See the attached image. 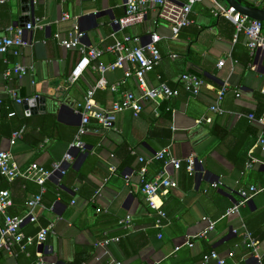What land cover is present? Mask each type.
Wrapping results in <instances>:
<instances>
[{
	"label": "crops",
	"instance_id": "1",
	"mask_svg": "<svg viewBox=\"0 0 264 264\" xmlns=\"http://www.w3.org/2000/svg\"><path fill=\"white\" fill-rule=\"evenodd\" d=\"M2 1L0 38L20 15H26L19 12L20 0ZM36 1L35 18L42 19L44 28L26 32L25 40L29 44L19 49L18 55L13 49L0 54V150L9 151L22 171L34 163L51 170L54 163L65 158L81 124L76 106L84 103L90 86L101 78L89 66L74 85L68 86L69 77L82 61L77 50H67L59 42L68 39L77 24L83 34L82 45L103 51L99 63H113L116 56L109 51L113 44L111 34L119 30L113 23L125 15L127 3V0ZM170 1L185 4L189 0ZM217 1L228 6L225 0ZM241 1L245 6L264 10V0ZM214 10L210 0L196 3L190 16L193 24L174 38L170 26L160 20L159 8L150 2L143 23L117 33L120 39L132 35L145 43L152 33L159 34L162 61L148 74V83L151 87L166 83L178 89L180 95L163 102L157 118L154 117L156 106L147 101L138 117L132 111L118 113L110 129L91 121L90 127L100 132L84 137L87 156L80 159L79 167H74L82 154L75 152L74 161L66 166L62 179H48L41 205L35 210L38 221H27L22 227L26 235H36L41 227L53 224L54 233L43 252L45 264L81 263L86 258L85 264L117 261L205 264L203 257L211 251L226 257L229 264H264V194L241 208L239 214L224 217L238 202L240 189L264 186V146L258 144L264 128L258 120L248 117L250 113L257 115L264 107V53L252 55L245 36L240 33L235 40V26L215 17ZM65 14L71 19L63 21ZM221 61L225 63L219 67ZM16 65L28 68V73L22 78L13 74L6 79L4 73L13 71ZM184 73H194L204 80L198 95L183 89L179 76ZM124 74V69L106 73L108 86L95 94L99 106L111 108L127 92L140 96L133 79L122 84ZM118 83V89H113ZM226 85L229 90L221 104L224 113H215L211 108ZM12 92L21 98L45 97L48 108L28 116ZM56 94L63 95V100L70 103L60 115L51 105V97ZM9 109L17 115L9 116ZM47 113L53 114L57 121L55 125H45L51 136L31 147L35 141L31 135L40 134L37 126L40 117ZM22 117L30 118L25 129L31 135L24 139L22 134L11 145L13 131ZM209 118L211 122L206 121ZM166 147L176 159L194 157L196 167L193 174L186 171L185 165L179 170L167 169L178 187L162 197L168 220L159 229L155 226L156 214L142 192L140 169L145 167L146 178L152 180L163 170V165L161 162L145 165L139 159H150ZM215 182H222L223 186L215 189L212 186ZM3 189L10 191L13 201L9 214L17 217L27 215V202L41 190L33 180L19 177L8 181L0 176V191ZM205 218L216 222L214 230L193 239L194 247L189 248L185 245L187 239L207 231L209 223ZM121 221L128 223L122 225ZM127 224L131 227L127 228ZM247 232L258 241L256 253L247 247ZM114 238H120L119 242L113 241ZM106 241L109 243L104 244ZM36 250L34 246L29 248L31 256L21 253L18 247L14 253L1 251L0 262L35 264Z\"/></svg>",
	"mask_w": 264,
	"mask_h": 264
},
{
	"label": "built area",
	"instance_id": "2",
	"mask_svg": "<svg viewBox=\"0 0 264 264\" xmlns=\"http://www.w3.org/2000/svg\"><path fill=\"white\" fill-rule=\"evenodd\" d=\"M6 0H3L4 3ZM203 0H189L185 4H179L170 0H127L125 15L116 20L113 23L115 30L111 36L113 44L109 47V51L115 54L116 59L109 65L99 63V59L103 55V51L95 47H86L82 45L83 34L77 24L73 26L72 31L69 34L68 39L61 40L59 45L67 50H77L81 57V65L73 70L71 76L68 79V86H72L81 78L87 67L98 71L101 75L100 80L91 85L84 103H80L76 106V112L81 114V124L75 134L73 142L70 144L69 153L66 154L65 158L61 162L53 164L51 170L40 167L37 163L32 164L26 171H22L19 165L14 161L13 155L7 150H0V176L4 177L8 181H14L15 179L22 177L35 181L40 186V193L33 199L27 202L28 212L24 217H17L9 214L8 209L13 206L11 193L7 189L0 191V252L6 251L7 253H14L16 247L21 253L31 256L29 248L34 246L36 250V262L35 264H45L43 259V252L47 250L46 243L53 231V224L45 227H41L36 235H26L22 231L24 224L29 221L36 223L38 221L35 210L41 205L42 196L45 192V183L54 176L56 173H60L62 176L66 174V166L74 161V153H85L87 150L86 142L84 137L92 132L99 133L100 130H93L90 127L92 120H95L103 129H110L114 127L116 115L124 111H132L133 114L138 117L143 111L144 102H152L156 108L154 111V117L160 116L158 108L165 101H170L180 95L178 89L169 87L166 83H161L157 87H151L148 83V74L154 71L162 61V54L159 49V43L161 37L157 33H152L149 37L148 42H143L139 37H133L132 35H126L120 39L117 37L119 31L138 25L145 20V8L148 3H152L154 6L159 8V18L161 21L167 23L173 33L174 38H178L182 29L189 27L193 24L190 18L193 6ZM215 5L213 15L217 18H223L231 22L236 29L237 40L238 35L242 33L247 40V47L252 55H256L257 51L264 53V22L250 19L248 16L242 15L235 7L224 6L217 0H210ZM264 6V4H263ZM71 19L69 14H65L63 21ZM44 23L41 18H35L33 21L28 23L26 26H14L10 25L6 29V35L0 38V54H6L11 49L14 50V54H19V49L26 47L29 43L25 40L26 32L35 29H43ZM176 58L177 55H172ZM224 61L219 63V67L224 65ZM130 66V67H129ZM117 69H124V79L122 84L126 83L127 80L133 79L139 89L140 96H136L132 92H127L123 95L120 102L113 104L111 108L99 106L95 101V94L99 89L106 88L108 86L106 80V73L115 71ZM28 73V68L21 65H16L13 71L8 70L4 73L5 78H10L13 74L22 78ZM179 82L183 89L192 94L198 95L204 86V80L194 73H184L179 76ZM118 85H113L112 88L117 90ZM228 85L217 94L216 104L211 108L215 113L223 114L224 110L221 106L224 98L228 92ZM264 94V87H263ZM13 97L17 103L24 105L28 103L31 98H21L17 92H12ZM237 97H240V93H236ZM14 116V113L11 114ZM249 119L258 120L264 128V113L258 119L254 114L248 115ZM207 122H211V119H207ZM24 130L14 132L11 137L10 143L14 145L16 141L22 136ZM258 144L264 146V131L258 139ZM143 164H150L155 162H161L163 170L152 180L146 178V168L140 169L142 192L146 197L150 209L155 214V226L156 228L164 227V222L168 220V214L163 209L162 197H165L170 189H175L178 184L173 180L167 173L169 167H173L175 170H179L183 165L186 167V171L189 174H193L196 167V160L191 157L187 160L176 159L169 147L163 148L158 151L150 159H139ZM127 180L129 176H125ZM213 188L218 189L223 186L222 182H215ZM264 194V186L251 185L248 188H243L238 191L239 200L238 202L224 214V217H231L239 214L240 209L246 206L256 196ZM208 221V229L206 232L197 235L192 239H187L185 245L189 248L194 247L193 239L197 237H203L208 231H213L216 222L205 218ZM128 221H121L124 225ZM127 228H130L127 224ZM247 240V247L252 249L255 253L258 248L257 239L249 232L245 233ZM160 238L162 235L159 236ZM120 238H114L113 241L119 242ZM106 241L104 244H108ZM180 250V247L176 249ZM233 257V253L230 254ZM259 262L261 263V257L257 255ZM203 260L206 263L212 261L214 264H229L228 259L216 251L204 255ZM0 264H2L0 262ZM56 264V263H50ZM112 264H123L120 261Z\"/></svg>",
	"mask_w": 264,
	"mask_h": 264
},
{
	"label": "water",
	"instance_id": "3",
	"mask_svg": "<svg viewBox=\"0 0 264 264\" xmlns=\"http://www.w3.org/2000/svg\"><path fill=\"white\" fill-rule=\"evenodd\" d=\"M228 6L235 7L238 12L242 15L248 16L250 19L258 20L264 22V10H260L258 8H252L245 6L241 0H225ZM19 12L25 13L26 15H20V18L17 22L14 23V26H21L24 27L31 21L35 19L36 10L38 8V4L36 0H20L18 3ZM97 17V14L93 15ZM263 53L262 51H257V56ZM63 95L56 94L54 97H51V105L58 110L59 115L61 112L70 106L69 101L63 100ZM48 102L45 97H35L31 99L28 103H24V109L27 115H36L39 112L46 111L48 108ZM87 152L79 155V161L75 164L74 167H79V162L82 157L87 156ZM62 175L60 173H56L51 179H62ZM253 200L250 201L248 204H252Z\"/></svg>",
	"mask_w": 264,
	"mask_h": 264
},
{
	"label": "trees",
	"instance_id": "4",
	"mask_svg": "<svg viewBox=\"0 0 264 264\" xmlns=\"http://www.w3.org/2000/svg\"><path fill=\"white\" fill-rule=\"evenodd\" d=\"M263 102H264V95H263ZM12 113H14V116L17 115V113H15V111H11V109H9L8 115L10 116ZM263 113H264V107L261 110H259V113L257 115H255L254 113H250V114H254L256 116V118H259V117H261L263 115ZM56 122H57L56 121V118H55V116L53 114L47 113V114L42 115L40 117L39 126H37V127H39L40 134H38V136H34V135H31V133L28 132L25 129L30 124V118L22 117L21 118V123L18 126H16V129L13 132H17V131H21L22 129H25L22 138L25 139L29 135L35 137L34 143L33 144H30V146L31 147H36V146H38L44 140L45 137L51 136L50 133H47V130L45 128L46 127L45 125H55ZM70 171H71V168H70ZM87 261H88V258H86L85 260H83V262H81V263H74V264H85Z\"/></svg>",
	"mask_w": 264,
	"mask_h": 264
}]
</instances>
